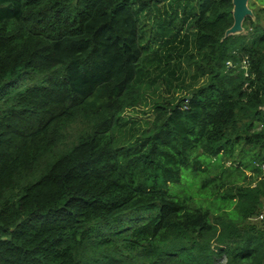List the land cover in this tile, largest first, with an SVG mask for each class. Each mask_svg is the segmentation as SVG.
Segmentation results:
<instances>
[{
  "label": "trees",
  "instance_id": "obj_1",
  "mask_svg": "<svg viewBox=\"0 0 264 264\" xmlns=\"http://www.w3.org/2000/svg\"><path fill=\"white\" fill-rule=\"evenodd\" d=\"M250 8L225 38L232 0H0V264H264ZM185 70L128 140L142 85Z\"/></svg>",
  "mask_w": 264,
  "mask_h": 264
},
{
  "label": "rangeland",
  "instance_id": "obj_2",
  "mask_svg": "<svg viewBox=\"0 0 264 264\" xmlns=\"http://www.w3.org/2000/svg\"><path fill=\"white\" fill-rule=\"evenodd\" d=\"M248 7L250 8V0L248 1ZM250 10L252 12L251 8ZM144 20L147 23H151L154 29H157L160 26L159 22L154 20L151 15L149 17H146ZM241 33L246 34L244 30L241 31ZM146 41L148 40L145 37V42ZM155 43L160 44V41H156ZM166 51L167 49L165 50V52ZM203 81L204 79H195L194 77H192L191 73L188 70H185L182 73V78L180 81V85L182 87V90L180 92L176 90L175 86H168L166 84H161L159 80L155 82L154 85L147 84L145 82L141 88L143 98L141 100L140 105L135 108L126 109L122 115L123 124H125L128 129L131 128L132 126V128L130 129L131 132L128 135V140L134 142L135 137L132 138L131 135L134 134L136 136L141 130V128L142 127L144 128L148 123L149 120L148 110L149 107H151L153 101L158 102L164 99L176 100L175 99L176 97L186 93L188 90H190V88L203 83ZM262 214H264V208ZM258 220H260L259 217Z\"/></svg>",
  "mask_w": 264,
  "mask_h": 264
},
{
  "label": "water",
  "instance_id": "obj_3",
  "mask_svg": "<svg viewBox=\"0 0 264 264\" xmlns=\"http://www.w3.org/2000/svg\"><path fill=\"white\" fill-rule=\"evenodd\" d=\"M249 0H232L233 10V25L225 33V38L231 35L240 34L243 31L242 23L248 16H252V12L248 7Z\"/></svg>",
  "mask_w": 264,
  "mask_h": 264
},
{
  "label": "built area",
  "instance_id": "obj_4",
  "mask_svg": "<svg viewBox=\"0 0 264 264\" xmlns=\"http://www.w3.org/2000/svg\"><path fill=\"white\" fill-rule=\"evenodd\" d=\"M243 67H245V61L243 62ZM263 217H264V214L261 213L259 216V219L264 221Z\"/></svg>",
  "mask_w": 264,
  "mask_h": 264
}]
</instances>
